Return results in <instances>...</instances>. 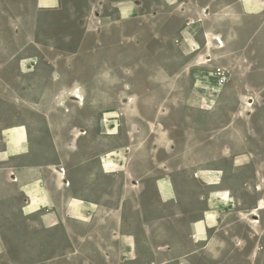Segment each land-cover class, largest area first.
Listing matches in <instances>:
<instances>
[{"label": "rangeland", "instance_id": "obj_1", "mask_svg": "<svg viewBox=\"0 0 264 264\" xmlns=\"http://www.w3.org/2000/svg\"><path fill=\"white\" fill-rule=\"evenodd\" d=\"M212 35L224 36L225 48L211 45ZM262 41L264 0H58L57 4L55 0H0V127L29 121L37 125L45 119L49 122L61 111L65 115L62 119L72 113L85 119L90 109L96 122L90 134L131 131V137L141 142L147 128L139 122L145 125L146 118H154L170 129L168 136L175 140L172 146L177 157L182 151L183 128L182 118L173 114L186 111V142L190 125L194 136L199 130L206 133V126L211 124H229L228 132L236 136L238 132L241 148H253L254 141L256 156L249 164L245 165L242 157L218 163L245 174L246 168L264 162V80L229 79V86L249 84L254 88L255 94L239 104L225 91L209 95L207 82L200 84L207 94L197 89L198 84L196 88L191 85L190 91L187 78L195 70L209 69L214 50L226 53L219 58L223 62L237 56L246 65L249 57L254 70L261 72ZM254 47L260 54L253 52ZM198 53L202 55L194 60ZM180 88L186 89V99L177 101L183 93ZM76 89L84 97L79 103L71 101ZM150 108L156 113L149 112ZM112 109L118 110L109 112ZM170 109L173 114H169ZM137 125L140 133L134 131ZM76 130L78 137L86 135L80 133L86 131L84 127ZM230 139L222 137L224 146L232 145ZM148 140L144 139L143 147ZM123 141L113 140L106 146ZM102 150L101 144H96V152ZM134 154H127L126 173L135 164ZM124 155L121 151L111 157L122 163ZM103 166L114 167L110 162ZM167 168L170 171L171 167ZM119 176L115 173L110 182L120 183ZM202 177L208 180L207 174ZM4 188L0 176V264H110L103 255L87 260L76 254L77 244L66 225L61 250V240L56 242L62 236L60 226L14 219L8 214V200L1 198ZM247 216L254 220L252 212ZM193 230L199 233L202 224H195ZM262 258L264 248L258 260Z\"/></svg>", "mask_w": 264, "mask_h": 264}, {"label": "crops", "instance_id": "obj_2", "mask_svg": "<svg viewBox=\"0 0 264 264\" xmlns=\"http://www.w3.org/2000/svg\"><path fill=\"white\" fill-rule=\"evenodd\" d=\"M221 37L209 36V42L223 49ZM214 51L213 61L207 64L209 69L195 70L188 78L183 77L189 81L188 89L198 84L197 89L207 94L200 87L207 82L209 95L225 91L239 104L244 97L255 94L249 84L239 87L227 82L264 80V59L262 71L256 72L253 59L248 57L246 65L237 56L223 62L219 58L226 53ZM253 52L260 54L255 47ZM201 55L196 54L194 60ZM199 108H203L201 101ZM149 112L156 113L154 108ZM73 114L62 119L65 115L61 111L49 122L45 119L37 125L29 121L0 127V176L5 186L1 198L8 200L10 216L60 226L62 236L56 242L61 240V250L67 227L77 244L76 254L87 260L103 255L110 264H254V256L260 258L264 248V211H260L264 208V162L246 168L245 174L218 166L222 160L236 157L245 158V165L249 164L256 156L254 141L253 148H241L242 140L238 132L237 136L229 134V124H211L206 126V133L199 130L194 136L190 125L189 140L177 159L172 146L175 140L168 136L170 129L164 128L161 121L146 118L145 125L139 122L147 128L144 139H149L143 147L144 139L140 142L132 138L131 131L122 135L90 134V129L96 127L95 114L90 109L85 119ZM81 126L86 131L80 133L86 135L78 137L76 129ZM134 131L140 133L141 129L137 125ZM261 135L264 139V133ZM224 136L231 138V146H224ZM118 139L124 141L106 146ZM96 144H101L102 152H96ZM121 151L125 152L124 162H115L111 155ZM130 152L135 153V164L126 173ZM109 162L114 167L104 168ZM167 167H171L170 171ZM115 173L120 175V183L110 182ZM202 174H207L208 180ZM13 176L15 182L11 180ZM250 212L254 215L252 222L247 216ZM195 224H202V231L195 233ZM197 237L203 240L197 241ZM257 264H264V258Z\"/></svg>", "mask_w": 264, "mask_h": 264}, {"label": "flooded vegetation", "instance_id": "obj_3", "mask_svg": "<svg viewBox=\"0 0 264 264\" xmlns=\"http://www.w3.org/2000/svg\"><path fill=\"white\" fill-rule=\"evenodd\" d=\"M185 90L186 89H184V88H180L179 89V91H182L183 93L180 94V97H179V99H177V101L186 99ZM169 114H173V111L171 109L169 110ZM173 115L182 118V123L180 125L183 128V131H182V138H183L182 148H184V145H185V142H186V138H187V133H186L187 130L186 129H188L187 124H188L189 114H187L186 111H179V112L174 113ZM156 116H157V114H156ZM183 153H184V151H181L179 154H176V155L178 157V156H181V154H183ZM184 169H188V167H184ZM156 183H157V180H155V184ZM142 187L145 189V185L144 184H142ZM253 261H254V264H257V262L259 261L258 257L254 256V260Z\"/></svg>", "mask_w": 264, "mask_h": 264}, {"label": "bare ground", "instance_id": "obj_4", "mask_svg": "<svg viewBox=\"0 0 264 264\" xmlns=\"http://www.w3.org/2000/svg\"><path fill=\"white\" fill-rule=\"evenodd\" d=\"M214 43L216 44V45H220V43H219V40L218 39H215L214 40ZM71 101H74V102H76L77 101V103H79V102H81V101H83L84 100V97H83V95H82V93L80 92V90L79 89H76L72 94H71ZM77 99V100H76ZM12 180L13 181H16V177H12Z\"/></svg>", "mask_w": 264, "mask_h": 264}, {"label": "built area", "instance_id": "obj_5", "mask_svg": "<svg viewBox=\"0 0 264 264\" xmlns=\"http://www.w3.org/2000/svg\"><path fill=\"white\" fill-rule=\"evenodd\" d=\"M64 170L63 169H61V171H60V175L61 176H63L64 177V175H65V173L63 172ZM10 178H11V175L9 176ZM12 180V179H11ZM13 182H15V181H13ZM63 182V181H62ZM67 183H65V185H69V182L68 181H66ZM24 202H26V200H24Z\"/></svg>", "mask_w": 264, "mask_h": 264}]
</instances>
